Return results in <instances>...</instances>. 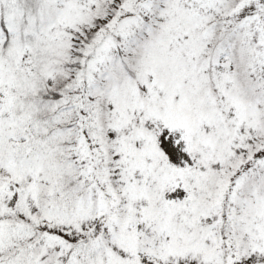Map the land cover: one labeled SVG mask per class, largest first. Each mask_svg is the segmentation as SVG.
I'll return each instance as SVG.
<instances>
[{
    "label": "snow or ice",
    "instance_id": "1",
    "mask_svg": "<svg viewBox=\"0 0 264 264\" xmlns=\"http://www.w3.org/2000/svg\"><path fill=\"white\" fill-rule=\"evenodd\" d=\"M0 264H264V0H0Z\"/></svg>",
    "mask_w": 264,
    "mask_h": 264
}]
</instances>
